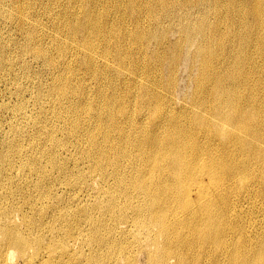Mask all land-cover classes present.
<instances>
[{
    "label": "bare ground",
    "instance_id": "bare-ground-1",
    "mask_svg": "<svg viewBox=\"0 0 264 264\" xmlns=\"http://www.w3.org/2000/svg\"><path fill=\"white\" fill-rule=\"evenodd\" d=\"M0 264H264V0H0Z\"/></svg>",
    "mask_w": 264,
    "mask_h": 264
},
{
    "label": "rangeland",
    "instance_id": "rangeland-1",
    "mask_svg": "<svg viewBox=\"0 0 264 264\" xmlns=\"http://www.w3.org/2000/svg\"><path fill=\"white\" fill-rule=\"evenodd\" d=\"M184 71H186V70H184ZM184 71H182V70H180L179 72H178V80H179V82L181 81L182 83H179V85H182V87L184 88V90H186L189 86H190V83H191V80H190V77H189V79H188V72H186V74H185V72ZM184 73V74H183ZM181 74H183V75H181ZM182 77V78H181ZM187 77V78H186ZM181 78V79H180ZM187 79V80H186ZM188 81H189V83H188ZM184 85V86H183ZM189 85V86H188Z\"/></svg>",
    "mask_w": 264,
    "mask_h": 264
}]
</instances>
